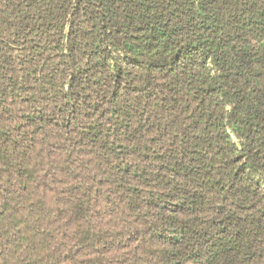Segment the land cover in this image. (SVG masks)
Listing matches in <instances>:
<instances>
[{
  "label": "trees",
  "instance_id": "16d2710c",
  "mask_svg": "<svg viewBox=\"0 0 264 264\" xmlns=\"http://www.w3.org/2000/svg\"><path fill=\"white\" fill-rule=\"evenodd\" d=\"M0 264H264V0H0Z\"/></svg>",
  "mask_w": 264,
  "mask_h": 264
}]
</instances>
